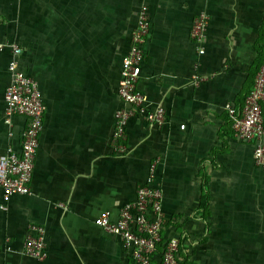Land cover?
Returning <instances> with one entry per match:
<instances>
[{"label": "crops", "instance_id": "1", "mask_svg": "<svg viewBox=\"0 0 264 264\" xmlns=\"http://www.w3.org/2000/svg\"><path fill=\"white\" fill-rule=\"evenodd\" d=\"M142 5L151 29L138 84L145 110L168 115L158 125L138 110L116 141L123 58ZM11 43L46 110L32 193L13 195L5 211L0 187V264H137L132 246L94 218L116 220L140 185L163 192L155 264L173 236L184 264H264V167L226 106L243 109L264 61V0H0V153L20 150L27 122H4ZM33 224L45 227L44 259L25 252Z\"/></svg>", "mask_w": 264, "mask_h": 264}, {"label": "built area", "instance_id": "2", "mask_svg": "<svg viewBox=\"0 0 264 264\" xmlns=\"http://www.w3.org/2000/svg\"><path fill=\"white\" fill-rule=\"evenodd\" d=\"M208 26V15L200 13L193 22L191 36L202 41ZM151 29V16L146 5H142L138 25L133 32L128 53L123 58L122 76L119 80L118 92L124 105L116 112V129L113 138L117 141L126 137L125 125L136 111L145 112V117L152 123L161 125L166 122L167 110L158 106L153 110H145L146 95L139 87L140 65L144 59V44ZM4 45L1 44L0 47ZM10 57L8 68L12 80L5 91L4 122L9 129L13 126L14 116L22 114L26 117V126L20 150L12 146L0 153V187L3 201L1 208H10L11 197L15 194H30V181L40 133L44 123L46 105L37 78L24 72L21 68L20 56L23 48L17 43L8 45ZM199 52H204L200 48ZM202 79L194 75V83L200 84ZM264 61L259 65L254 85L246 98L241 111L228 103L229 112L235 117L234 127L239 138L251 141L258 165L264 167ZM120 152H126V145H118ZM163 192L152 185H140L137 197L126 202L120 209L116 220L109 211H102L95 216L96 224L107 232L117 235L125 245L132 246V258L137 264H155L154 254L162 237L165 217L162 210ZM34 232L25 240V252L37 258L46 256L45 227L33 224ZM180 239L169 238L162 251L164 264H184L179 256Z\"/></svg>", "mask_w": 264, "mask_h": 264}, {"label": "trees", "instance_id": "3", "mask_svg": "<svg viewBox=\"0 0 264 264\" xmlns=\"http://www.w3.org/2000/svg\"><path fill=\"white\" fill-rule=\"evenodd\" d=\"M263 61H261L260 63H259V65L262 63ZM259 65H258V68H259ZM258 70V69H257Z\"/></svg>", "mask_w": 264, "mask_h": 264}]
</instances>
